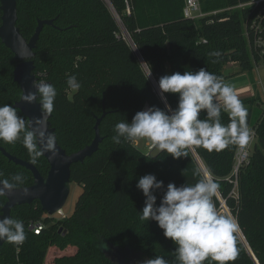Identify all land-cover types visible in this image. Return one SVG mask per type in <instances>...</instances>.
I'll list each match as a JSON object with an SVG mask.
<instances>
[{"label":"trees","instance_id":"trees-1","mask_svg":"<svg viewBox=\"0 0 264 264\" xmlns=\"http://www.w3.org/2000/svg\"><path fill=\"white\" fill-rule=\"evenodd\" d=\"M200 1L204 15L193 19L184 13L186 0H17V25L27 39L39 19L54 21L44 26L33 60L40 80L56 88L51 122L62 148L70 154L90 144L98 118L107 114L100 124L99 149L71 166L72 183L81 187L73 212L55 218L39 200L15 206L11 218L23 222L26 239L20 245L6 240L0 246V264H122L108 252L112 245L146 260L162 256L175 264L174 242L156 221L139 219L146 198L136 184L145 174H154L165 187L170 182L196 183L205 173L194 151L239 225L238 257L229 264H264V109L252 123L253 107H246L247 126L256 135L248 160L237 170L239 145L219 152L194 146L187 157L176 159L166 152L144 151L136 142L113 140L115 124L131 122L146 106L176 107L178 94L161 93V76L205 68L222 79L232 75L226 73L229 64L252 72L264 62V0ZM2 15L0 1V25ZM217 51L219 57L210 55ZM18 61L0 38V105L14 106L22 95L14 80ZM73 75L78 89L67 83ZM252 101L256 98L241 100L243 105ZM17 111L30 130L28 118ZM221 122H230L227 113ZM23 135L12 144L0 141V146L32 163ZM33 164L48 174L44 155ZM16 174L23 182L15 187L34 181L30 170L0 150V180L11 181ZM154 194L158 205L163 193ZM214 200L220 212L224 205L218 196ZM6 201L0 196V215ZM37 222L43 223L39 233L31 228Z\"/></svg>","mask_w":264,"mask_h":264},{"label":"clouds","instance_id":"clouds-1","mask_svg":"<svg viewBox=\"0 0 264 264\" xmlns=\"http://www.w3.org/2000/svg\"><path fill=\"white\" fill-rule=\"evenodd\" d=\"M210 55L219 57L220 53ZM67 83L73 89L80 87L74 75ZM34 85L35 92L24 94L21 101L28 104L38 102L42 116L51 114L57 96L55 86L43 80H35ZM158 86L161 93L178 94L176 107L167 103L164 109L151 106L137 111L131 122L116 123L113 137L116 144L122 139L129 143L147 139L159 152L178 159L187 157L188 150L194 146L219 152L229 145L243 146L249 142L248 110L233 88L216 74L205 68L196 72H174L161 76ZM222 113L229 116L227 125L221 122ZM22 132L23 144L32 163L46 152L56 154V141L51 132L36 128L26 130V121L16 107L0 105V141L15 143L21 139ZM22 182L20 174L14 175L11 181L0 180V196ZM136 187L146 198L139 219L156 221L164 236L174 242L175 264H203L209 259L217 264H229L237 259L239 225L233 216L217 210L214 198L219 186L211 177L203 175L194 184L187 182L180 186L170 182L165 187L154 174H145L139 177ZM157 190L163 193L158 205L154 194ZM25 239L22 221L10 217L0 219V240L20 245ZM143 264H169V261L157 256Z\"/></svg>","mask_w":264,"mask_h":264},{"label":"water","instance_id":"water-1","mask_svg":"<svg viewBox=\"0 0 264 264\" xmlns=\"http://www.w3.org/2000/svg\"><path fill=\"white\" fill-rule=\"evenodd\" d=\"M1 9L3 11L2 24L0 25V38L2 42L14 53L18 61L14 70V80L20 85L22 95L18 101L14 103V107L20 109L23 114L28 118V127L30 130L33 128L39 130H46L51 132L56 141V154L45 153L44 156L48 160L50 169L47 175H43L39 169L31 162L15 156L3 147L0 146L1 152L15 164L26 167L33 174L34 181L30 186L15 187L12 191L6 192L4 195L7 198L6 203L2 208L0 219L12 216V209L15 206L22 204H30L35 200H39L42 208L49 215L53 216L55 213L60 212L65 206L72 188L71 179V166L74 163L84 161L87 157L92 156L100 146L103 138L100 134V124L107 111H104L95 125L96 135L93 141L83 147L82 149L73 153H67L64 148L59 144L55 128L52 126L51 117L52 113L42 116L41 107L38 102L28 104L21 101L24 94L29 91L35 92L34 82L40 81L39 76L35 72V49L40 38V34L45 25H53V19H39L34 34L30 39H27L21 32L18 22V7L17 0H0ZM128 39L132 42L130 36L126 32ZM194 151V149L192 148ZM203 171L208 175V170L203 164L200 157L194 151ZM212 178V177H211ZM223 204V203H222ZM225 214L226 212H220ZM6 240H0L2 246ZM112 249L117 248L112 245ZM117 260V259H116ZM122 264H140L135 261H120Z\"/></svg>","mask_w":264,"mask_h":264},{"label":"rangeland","instance_id":"rangeland-1","mask_svg":"<svg viewBox=\"0 0 264 264\" xmlns=\"http://www.w3.org/2000/svg\"><path fill=\"white\" fill-rule=\"evenodd\" d=\"M226 72H228V67L226 69ZM244 72H247V76L252 80V81H250V83L253 86L252 93L248 94V97L249 98L254 97V96L257 97L256 98L257 101L255 103L252 101L250 103L244 104V107H253L252 108L253 109L252 123H255L257 121V119L259 118V115L261 114L262 110L264 109V62L260 61L259 64H255V67L253 69V73L249 72V71H244ZM253 76H254L255 80H254ZM241 89H244V88H241ZM241 95L243 96L244 94H241ZM137 145L139 146V148H141L147 152H150V151L156 152L157 151V149L147 139L137 140ZM205 175H206V173H205ZM80 191H81V187L77 183H72L71 193H70V196H69L65 206L63 207V209L60 212L55 213L53 216L55 218H62L64 216L70 215L74 210L75 203L77 200V196L80 193ZM217 196L222 201V197L220 196V194L218 192H217ZM222 203L224 205L223 201H222ZM2 206H3V204H2ZM223 211L226 212V215L232 216L230 214V211L228 210V208L225 205L220 210V212H223ZM116 250H117L116 256H121V257L125 258L124 259L125 261H135L136 258H137V261L141 264H143V262L146 261V258L143 257L142 254L137 255L130 250H122V251L118 250V249H116ZM108 252L112 254V251L110 249L108 250Z\"/></svg>","mask_w":264,"mask_h":264},{"label":"built area","instance_id":"built-area-1","mask_svg":"<svg viewBox=\"0 0 264 264\" xmlns=\"http://www.w3.org/2000/svg\"><path fill=\"white\" fill-rule=\"evenodd\" d=\"M184 13L187 17L197 19L204 15V12L202 10V4L200 0H186ZM149 106H146L144 110H146ZM250 130V139L249 142L243 146L239 145L238 151H237V160L235 165V170L238 169V167L245 161L248 160L250 149L252 147V144L255 140V130L252 128V126H248ZM65 217V216H64ZM43 227L42 222H37L35 224L31 225V228L36 232L39 233L40 230Z\"/></svg>","mask_w":264,"mask_h":264},{"label":"crops","instance_id":"crops-1","mask_svg":"<svg viewBox=\"0 0 264 264\" xmlns=\"http://www.w3.org/2000/svg\"><path fill=\"white\" fill-rule=\"evenodd\" d=\"M228 72H226V73L232 74V75L230 77H227V78H222V81L229 84L233 88V90L235 91V93L237 94V96L240 100H243L244 98H248V94L252 93L253 86L250 83V81H252V80L247 76V72L240 71L239 65H236V64H234V65L229 64L228 65ZM252 73H253V71H252ZM253 78H254V76H253ZM254 80H255V78H254ZM241 88H244V89H241ZM241 94H244V95L242 96ZM254 98H257V97L254 96ZM135 142L137 144V141H135Z\"/></svg>","mask_w":264,"mask_h":264},{"label":"flooded vegetation","instance_id":"flooded-vegetation-1","mask_svg":"<svg viewBox=\"0 0 264 264\" xmlns=\"http://www.w3.org/2000/svg\"><path fill=\"white\" fill-rule=\"evenodd\" d=\"M116 251H117V250L112 251L111 256H112L114 259H117V260H120V261L124 260L125 258H123V257H121V256H116V255H117ZM113 255H114V256H113ZM124 261H125V260H124Z\"/></svg>","mask_w":264,"mask_h":264},{"label":"bare ground","instance_id":"bare-ground-1","mask_svg":"<svg viewBox=\"0 0 264 264\" xmlns=\"http://www.w3.org/2000/svg\"><path fill=\"white\" fill-rule=\"evenodd\" d=\"M208 173H209V172H208ZM208 175H209V177H211L210 174H208Z\"/></svg>","mask_w":264,"mask_h":264}]
</instances>
